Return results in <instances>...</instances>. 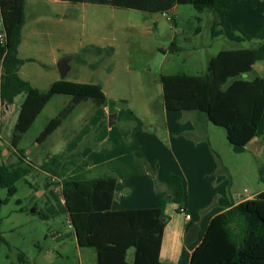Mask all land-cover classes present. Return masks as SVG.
<instances>
[{"label": "rangeland", "instance_id": "obj_1", "mask_svg": "<svg viewBox=\"0 0 264 264\" xmlns=\"http://www.w3.org/2000/svg\"><path fill=\"white\" fill-rule=\"evenodd\" d=\"M260 4L264 6V0ZM25 14L19 55L29 60L22 65L21 76L42 90L65 89L54 94L19 144L35 165L66 147H77L75 152L91 147L97 133L107 129L110 117L117 114L128 119L133 116L144 129L158 127L153 134L170 146L162 76L201 74L219 51L259 44L256 39L234 42L224 35L214 37L212 12H199L193 5L176 4L175 0H26ZM221 24L218 27L224 28ZM172 44L179 48L173 49ZM86 46H111L114 53L103 58L86 53L83 63L77 56ZM66 56L72 58L63 77L58 62ZM96 62L97 66H91ZM257 72L264 76L263 67ZM87 84H93L98 95L100 85L106 102L99 106L91 98L81 101L48 141L38 143L36 139L48 122ZM23 100L24 94L16 97L13 109L1 123L0 164L12 154L3 155L1 150L11 146ZM203 116L214 152L225 170L219 172V185L239 196L264 189V134L254 138L243 152H236L225 128ZM112 125L115 130L131 126L119 122ZM254 142L260 146L257 152L250 149ZM46 179L47 174L35 168L27 179L17 181L14 195L8 196L7 189L0 187V198H7L0 204V264H95V250L77 246L65 204L59 194L53 196L47 191ZM42 210L48 212L47 219L41 217ZM21 252L27 256L24 260ZM133 256L131 248L128 260Z\"/></svg>", "mask_w": 264, "mask_h": 264}, {"label": "trees", "instance_id": "obj_2", "mask_svg": "<svg viewBox=\"0 0 264 264\" xmlns=\"http://www.w3.org/2000/svg\"><path fill=\"white\" fill-rule=\"evenodd\" d=\"M176 4H190L199 12L213 14L211 25L214 37L224 35L230 41H259L257 46L232 48L212 56L207 69L201 74L176 73L163 75V100L167 110L199 112L215 125L226 130L227 139L236 152H243L254 140L264 134V76L255 69L257 62L264 63V21L254 34L242 30L218 27L228 14V5L238 0H175ZM26 0H0V98L12 105L18 95L24 94L17 119L13 126L10 145L14 159L0 164V187L8 196L17 192L16 183L27 179L36 166L25 155L19 144L54 94L63 88L42 90L26 79L19 71L29 60L19 55L23 28L26 23ZM173 49H178L172 44ZM111 56L114 48L86 46L77 60L86 63L84 54ZM99 62L92 63L95 67ZM65 86V85H64ZM83 85L61 112L52 118L38 135L44 142L83 100L93 99L97 105L106 102L102 88ZM61 161L50 156L38 167L45 171V187L61 185V193L69 220L73 225L80 247L96 251V264H173L160 260V247L169 216L165 213L170 202L178 211L187 210L188 195L181 175L170 173L166 189L160 191V205L149 208L114 210L118 176H105L83 180L61 179L56 182ZM28 181V180H27ZM249 199V200H248ZM230 206L210 222L207 232L194 251L191 264H264V190L255 197ZM7 202L0 198V204ZM43 219L48 214L40 212ZM233 225H236V229ZM134 249L132 261L129 250ZM25 259L26 254L20 253Z\"/></svg>", "mask_w": 264, "mask_h": 264}, {"label": "crops", "instance_id": "obj_3", "mask_svg": "<svg viewBox=\"0 0 264 264\" xmlns=\"http://www.w3.org/2000/svg\"><path fill=\"white\" fill-rule=\"evenodd\" d=\"M242 7L248 8L249 11L242 10ZM263 7L260 0H238L231 3L221 24L224 27L222 29L238 28L237 30L254 34L264 21ZM22 44L23 39L19 47ZM166 111L170 146H166L153 134L158 127L144 129L140 123H136L137 119L133 116L128 119L117 114L114 125L119 122L131 126L126 130H115L113 125H109L107 129L103 127L91 147H85L82 152H75L78 148L70 146L59 154L52 153V156H57L61 161L58 175L54 177L57 182L64 178L83 180L116 174L118 182L112 208L122 210L159 206L160 191L166 189L168 175H181L188 195L186 212L191 217L186 218V213L179 212L176 203L170 202L166 205L165 213L169 219L164 228L160 260L173 264H191L194 251L202 242L213 218L230 206L255 197L264 189L253 195L244 193L239 196L234 194L231 188L226 190L225 186L219 185V172L225 170L219 163L218 154L214 152L215 148L207 131V120L206 123L203 121V114L195 111ZM60 127L48 138L50 139ZM48 138L44 142L48 141ZM6 152L9 150L4 147L1 153L4 155ZM38 165L40 164L35 166L39 170ZM58 189L60 192H57ZM47 191L53 196L59 194L64 203L60 184L56 183L47 188ZM46 213L48 214L47 211ZM195 223L200 226L199 236L195 242L188 244L185 242V235ZM73 233L75 235L74 231ZM77 246L81 248L78 243Z\"/></svg>", "mask_w": 264, "mask_h": 264}, {"label": "water", "instance_id": "obj_4", "mask_svg": "<svg viewBox=\"0 0 264 264\" xmlns=\"http://www.w3.org/2000/svg\"><path fill=\"white\" fill-rule=\"evenodd\" d=\"M72 57L71 56H66L64 58H62L59 62H58V68H59V71L61 73V75L64 77L68 71L70 70V67L68 65V62L69 60L71 59ZM261 67H263L264 69V63L262 62H257L255 64V69L257 71H261ZM115 121V115L114 116H111L110 117V120H109V125H112L113 122ZM254 146H257V148H255ZM259 144H257L256 142L252 143L250 145V149L254 152H257L260 148H259ZM13 158V155L10 154L7 158V161L5 163H10V160ZM199 231H200V226L195 223L193 224L187 231L186 235H185V242L190 244V243H193L195 242L197 239H198V236H199Z\"/></svg>", "mask_w": 264, "mask_h": 264}, {"label": "built area", "instance_id": "obj_5", "mask_svg": "<svg viewBox=\"0 0 264 264\" xmlns=\"http://www.w3.org/2000/svg\"><path fill=\"white\" fill-rule=\"evenodd\" d=\"M165 14V13H164ZM11 107L5 104L0 98V140H1V123L6 117L9 115ZM247 193V191H245ZM249 196V195H248ZM183 213H186V218H190L191 215L186 212V210H182ZM69 226L73 228V225L70 220H68Z\"/></svg>", "mask_w": 264, "mask_h": 264}]
</instances>
